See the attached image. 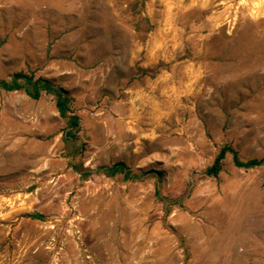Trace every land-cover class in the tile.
<instances>
[{
	"label": "rangeland",
	"instance_id": "obj_1",
	"mask_svg": "<svg viewBox=\"0 0 264 264\" xmlns=\"http://www.w3.org/2000/svg\"><path fill=\"white\" fill-rule=\"evenodd\" d=\"M0 264H264V0H0Z\"/></svg>",
	"mask_w": 264,
	"mask_h": 264
},
{
	"label": "trees",
	"instance_id": "obj_2",
	"mask_svg": "<svg viewBox=\"0 0 264 264\" xmlns=\"http://www.w3.org/2000/svg\"><path fill=\"white\" fill-rule=\"evenodd\" d=\"M21 78H24V75L22 74H14L13 77L11 78L12 79V84L11 86H8L6 85L5 83H2L1 85L4 87V89H6L7 91H12V90H17V89H20V86L18 85L17 81L18 79H21ZM43 82V85L44 87L48 90V91H53V93H55V95L57 96V101H56V107H57V110H58V113L60 115V117H64V106H63V101L61 100V94L62 92L59 91V90H54V89H51L49 84L47 83L46 80H42ZM37 82L35 84H32L33 87H35L34 85H36ZM28 93V92H27ZM29 94V93H28ZM34 98H37L38 97V93L35 94V95H32ZM77 118L75 117L74 120H76ZM227 150V149H226ZM224 151L225 150H221L219 152V154L216 156L215 158V161H214V164L212 165L211 169H209L208 173L210 175H213L215 176L216 172H217V168L219 167V162L222 160V158L224 157ZM234 159V165L237 166V167H244V168H250L252 166H256V165H259L261 164L262 160H251V161H248L246 163H242L240 162L236 156L233 157ZM117 168V166L115 167V169Z\"/></svg>",
	"mask_w": 264,
	"mask_h": 264
}]
</instances>
